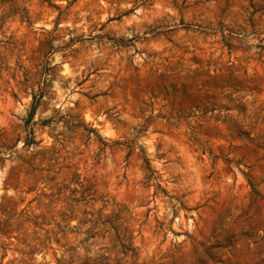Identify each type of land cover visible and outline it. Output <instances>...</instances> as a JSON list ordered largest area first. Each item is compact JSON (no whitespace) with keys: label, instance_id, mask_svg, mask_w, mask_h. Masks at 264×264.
<instances>
[{"label":"clouds","instance_id":"9594fccd","mask_svg":"<svg viewBox=\"0 0 264 264\" xmlns=\"http://www.w3.org/2000/svg\"><path fill=\"white\" fill-rule=\"evenodd\" d=\"M0 264H264V0H0Z\"/></svg>","mask_w":264,"mask_h":264}]
</instances>
